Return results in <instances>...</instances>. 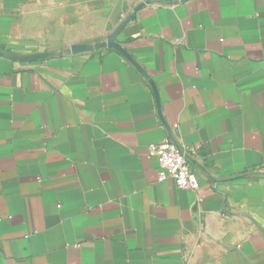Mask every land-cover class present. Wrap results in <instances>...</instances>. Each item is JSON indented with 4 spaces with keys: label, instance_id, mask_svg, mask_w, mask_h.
I'll use <instances>...</instances> for the list:
<instances>
[{
    "label": "crops",
    "instance_id": "0c3cea01",
    "mask_svg": "<svg viewBox=\"0 0 264 264\" xmlns=\"http://www.w3.org/2000/svg\"><path fill=\"white\" fill-rule=\"evenodd\" d=\"M0 264H264V0H0Z\"/></svg>",
    "mask_w": 264,
    "mask_h": 264
},
{
    "label": "built area",
    "instance_id": "2783aa9c",
    "mask_svg": "<svg viewBox=\"0 0 264 264\" xmlns=\"http://www.w3.org/2000/svg\"><path fill=\"white\" fill-rule=\"evenodd\" d=\"M190 148L181 146L172 138H164L148 146L147 157L155 159L160 168L159 182L174 181L178 189L197 192L200 185L188 160Z\"/></svg>",
    "mask_w": 264,
    "mask_h": 264
},
{
    "label": "rangeland",
    "instance_id": "374dc122",
    "mask_svg": "<svg viewBox=\"0 0 264 264\" xmlns=\"http://www.w3.org/2000/svg\"><path fill=\"white\" fill-rule=\"evenodd\" d=\"M120 31H121V26H118L117 28L110 30L108 38L111 37V39H107L105 44L76 45V46H68V47L76 48V49H86V50H100V49L111 48L112 47L111 42H113V39L116 36L119 35ZM52 49L53 48H51V46H45V47H43V49L38 50L36 52V55H44V54H47V53H52V52H58L59 51L57 49H53V50ZM58 49H60V48H58Z\"/></svg>",
    "mask_w": 264,
    "mask_h": 264
}]
</instances>
